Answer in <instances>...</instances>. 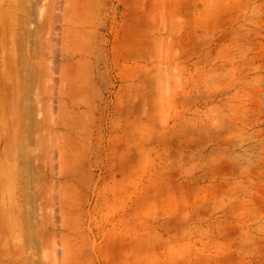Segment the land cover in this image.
Here are the masks:
<instances>
[{
	"label": "rangeland",
	"instance_id": "rangeland-1",
	"mask_svg": "<svg viewBox=\"0 0 264 264\" xmlns=\"http://www.w3.org/2000/svg\"><path fill=\"white\" fill-rule=\"evenodd\" d=\"M0 264H264V0H0Z\"/></svg>",
	"mask_w": 264,
	"mask_h": 264
},
{
	"label": "bare ground",
	"instance_id": "bare-ground-1",
	"mask_svg": "<svg viewBox=\"0 0 264 264\" xmlns=\"http://www.w3.org/2000/svg\"><path fill=\"white\" fill-rule=\"evenodd\" d=\"M25 63V62H24ZM28 64V63H27ZM24 65V64H23ZM27 67V66H26ZM29 69V68H28Z\"/></svg>",
	"mask_w": 264,
	"mask_h": 264
}]
</instances>
